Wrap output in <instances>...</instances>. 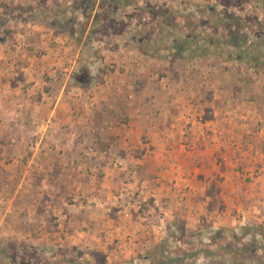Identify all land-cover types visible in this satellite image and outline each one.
I'll return each mask as SVG.
<instances>
[{
    "label": "crops",
    "instance_id": "crops-1",
    "mask_svg": "<svg viewBox=\"0 0 264 264\" xmlns=\"http://www.w3.org/2000/svg\"><path fill=\"white\" fill-rule=\"evenodd\" d=\"M97 8L66 9V21L12 18L20 46L0 34V151L14 150L0 159V179L16 178L22 197L34 184L32 207L18 215L23 237L52 243L64 233L62 247L124 264L178 217L193 230L264 225V43H232L227 30L199 36L178 17L180 29L165 36L172 43L147 55L141 27L100 40ZM81 37L90 44L75 43ZM106 55L117 66L100 80L72 76L82 57L97 70ZM10 210H1V232Z\"/></svg>",
    "mask_w": 264,
    "mask_h": 264
},
{
    "label": "rangeland",
    "instance_id": "rangeland-1",
    "mask_svg": "<svg viewBox=\"0 0 264 264\" xmlns=\"http://www.w3.org/2000/svg\"><path fill=\"white\" fill-rule=\"evenodd\" d=\"M60 1L61 0H56V4L48 5L46 0H39V6L35 7L34 0H0V34L6 38L10 36V39H14L13 33L19 28V18L26 19L38 13L43 19L55 20L62 17L63 14L65 15L66 9L71 12V14H74L76 8L83 9L85 16H92L95 7L98 6L95 18L99 17V20L103 22L100 24L102 30L99 36L100 40L109 44L113 41L110 37L106 36L110 35V32L113 31L114 34L120 32L123 34L122 32L129 29L130 26L132 28L141 27L142 29L138 30L140 32L138 35L140 39L139 46L147 55L157 53L159 49L166 46L165 44L171 42V40L165 38V36H168L169 33H172L173 30L177 28L180 29L179 26L175 27V22L172 21L173 18L178 17L179 19L181 18L182 24L185 26L187 25L189 29H195L197 27L198 32H200L199 36H202L200 30L205 32L211 30L216 32L227 30L230 36L228 40H238V38H236L238 34H236L235 31L240 28H243L244 33H249V35L254 38H257L256 36L260 34L264 35V0H71L72 6L74 5V7L70 6V8H66V3L70 0H64L65 2ZM4 2H7L6 7L1 6ZM40 3H42L44 7H41ZM64 3L65 5H63ZM51 5L54 6L52 7ZM196 16H198V18H196ZM162 17L166 19L165 30L161 28L162 22L158 19ZM12 18L18 21L9 22ZM221 18H223V21H217ZM63 19L66 21L68 17L65 15ZM70 26H74L73 22H71ZM77 26L78 28L74 30L83 28L85 24ZM158 28L162 30L161 35L156 40H154V37L151 39L150 37L155 35V31ZM219 40L225 41L223 38ZM13 41L16 46H20V41H16L15 39ZM74 41L75 43H84L85 45L90 44V40L83 39V37L77 38ZM121 41L128 42L129 40L124 39ZM117 45L116 39H114V46ZM114 49L117 48L114 47ZM120 52L121 55L124 56L122 51ZM228 53L229 52H226V54ZM122 56H114V59H119ZM224 56L226 58V55ZM231 57L232 55L228 58ZM104 58L107 59L103 61L104 65L99 63L98 69L95 70V68L87 66V64L84 63V60H87V58L84 59L82 57V62L78 67L76 66L78 71H74L72 76L84 84L90 82V78L100 80L104 73L108 70L111 72L114 71V65L117 66L115 63L116 61L113 62L109 59L108 55L104 56ZM173 59H175V57ZM192 59L194 60L190 55L187 57L188 62ZM29 139L30 138H26V142H28ZM4 141L13 143V140L8 137L4 139ZM24 146L26 145L24 144ZM87 156L89 155L87 154ZM12 157H14V150L0 151V159L11 161ZM1 170L6 172L2 164L0 165V171ZM9 171H11V169H9ZM88 172L89 174H98V170H95V168L92 170L88 169ZM18 187L19 182L16 178L9 180L0 179V199L4 200L3 203H0V214L1 210L5 211L10 208V213L12 214L8 218V224H6L7 229H5L6 232H1L3 228L0 230V249L3 248L4 250L0 255V263L123 264L120 262H109L107 255L101 250H88L75 244H68L62 247V244H64L62 238H65L64 233H57V235H54L52 243L40 242L35 244L31 239L29 240V238L23 237V232L20 230L22 227L20 225L22 224H20L18 215L21 212L24 213L27 211L28 206L32 207L33 200L31 201L30 199L31 193H28L29 191L27 190L34 189V184L31 182L24 184V188L26 189L24 197L20 195V192L18 193ZM26 193L27 196H25ZM68 196L72 198L69 200L70 203L78 202V200H73L74 195ZM87 200L88 199L85 197H81V201L84 203H86ZM0 223L3 224L2 227L5 225L1 219ZM79 229L81 230V228ZM216 229L219 230V232L214 233L210 228L204 231L189 229L185 219L182 217L176 218L169 224L165 238L162 239V241L165 240L168 242V257L171 258L175 256L183 258L184 264H264V225H246L242 228L222 226ZM201 231H203V235H200ZM210 237L214 239L212 244L208 241ZM67 242L68 241H66V243ZM157 244L144 254L140 253L136 258L137 260L130 259L124 264H150L151 261L157 260L159 257L153 252ZM244 246H252L254 250L253 254L252 250L250 252L241 251V248ZM220 247H227L232 251L228 250L229 252L222 253L218 250ZM207 250H218V254L208 257ZM203 251H205V254ZM198 252H201V254L199 256L198 254L195 255Z\"/></svg>",
    "mask_w": 264,
    "mask_h": 264
},
{
    "label": "trees",
    "instance_id": "trees-1",
    "mask_svg": "<svg viewBox=\"0 0 264 264\" xmlns=\"http://www.w3.org/2000/svg\"><path fill=\"white\" fill-rule=\"evenodd\" d=\"M92 1V0H91ZM94 1V0H93ZM109 1H114V0H109ZM239 20H241V19H239ZM217 21H223V18H221V19H219V20H217ZM260 23V22H259ZM243 24V23H242ZM244 27V26H243ZM236 34H238V37L236 36V38H238V40H232V43H236V42H238L239 41V43H248V42H250L251 40H253V41H251V43H253V45H255L256 44V42L257 43H264V35L263 34H260V35H258L257 37H258V39H255L254 37L253 38H250V37H252V36H250L249 35V33H244L243 32V28L241 29H237L236 31ZM213 230V232L215 233V232H219V230H217V229H212ZM204 231V230H203ZM203 231H201L200 232V235H203L204 233H202ZM208 241H209V243L210 244H212L213 243V241H214V239L213 238H209L208 239ZM167 246H168V242L167 241H161V242H159L156 246H155V248H154V250H153V252H154V254L156 255V256H158L159 258L157 259V260H155V261H151V263L150 264H175V263H178V264H184V261H183V258H178V257H168L169 256V249H167ZM218 250H220L222 253H225V252H229V251H232V250H229L227 247H220ZM218 250H207L206 252H207V254H208V257L210 256H214L215 254L217 255L218 253ZM229 250V251H228ZM252 250V254H253V248H252V246L251 247H248V246H244V247H242L241 248V251H243V252H250ZM3 248H1L0 249V255H1V253H3ZM152 252V253H153ZM204 252V254H205V251H203ZM198 254V256L201 254V252H198V253H196L195 255H197ZM203 254V253H202ZM0 264H2V263H0Z\"/></svg>",
    "mask_w": 264,
    "mask_h": 264
}]
</instances>
